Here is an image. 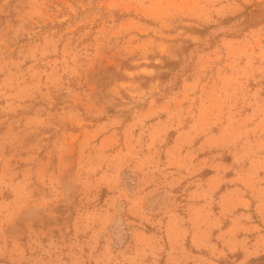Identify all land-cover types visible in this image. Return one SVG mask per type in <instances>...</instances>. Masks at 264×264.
Instances as JSON below:
<instances>
[{
    "label": "rangeland",
    "instance_id": "1",
    "mask_svg": "<svg viewBox=\"0 0 264 264\" xmlns=\"http://www.w3.org/2000/svg\"><path fill=\"white\" fill-rule=\"evenodd\" d=\"M0 264H264V0H0Z\"/></svg>",
    "mask_w": 264,
    "mask_h": 264
}]
</instances>
